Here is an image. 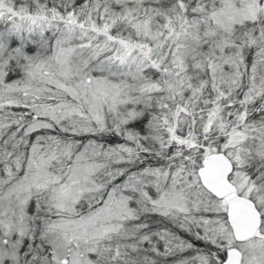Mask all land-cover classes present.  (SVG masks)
Returning <instances> with one entry per match:
<instances>
[{"label":"snow or ice","instance_id":"6c2138e0","mask_svg":"<svg viewBox=\"0 0 264 264\" xmlns=\"http://www.w3.org/2000/svg\"><path fill=\"white\" fill-rule=\"evenodd\" d=\"M0 264H264V0H0Z\"/></svg>","mask_w":264,"mask_h":264}]
</instances>
